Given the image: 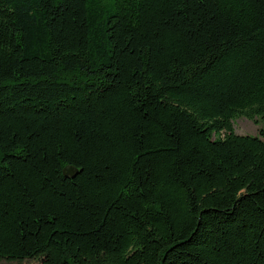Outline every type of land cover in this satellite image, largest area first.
Instances as JSON below:
<instances>
[{"label": "trees", "instance_id": "16d2710c", "mask_svg": "<svg viewBox=\"0 0 264 264\" xmlns=\"http://www.w3.org/2000/svg\"><path fill=\"white\" fill-rule=\"evenodd\" d=\"M3 261L264 264V0H0Z\"/></svg>", "mask_w": 264, "mask_h": 264}, {"label": "rangeland", "instance_id": "374dc122", "mask_svg": "<svg viewBox=\"0 0 264 264\" xmlns=\"http://www.w3.org/2000/svg\"><path fill=\"white\" fill-rule=\"evenodd\" d=\"M262 126L261 120L257 119V121L247 119L245 117L236 118L233 121V127L235 133L241 135H258L259 128ZM0 264H8L6 262H1Z\"/></svg>", "mask_w": 264, "mask_h": 264}, {"label": "water", "instance_id": "95a60500", "mask_svg": "<svg viewBox=\"0 0 264 264\" xmlns=\"http://www.w3.org/2000/svg\"><path fill=\"white\" fill-rule=\"evenodd\" d=\"M75 171H76V169L72 166H66L64 168L65 174H73V173H75Z\"/></svg>", "mask_w": 264, "mask_h": 264}]
</instances>
